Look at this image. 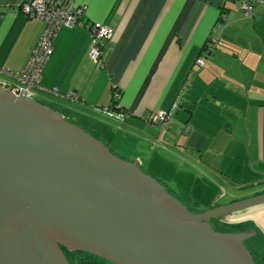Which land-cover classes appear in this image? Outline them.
I'll list each match as a JSON object with an SVG mask.
<instances>
[{"label": "crops", "instance_id": "1", "mask_svg": "<svg viewBox=\"0 0 264 264\" xmlns=\"http://www.w3.org/2000/svg\"><path fill=\"white\" fill-rule=\"evenodd\" d=\"M26 1L0 0V70L21 72L44 30L43 21L21 15ZM71 1L86 8L83 24L114 30L104 66L90 58L86 28H63L41 85L77 93L83 102L44 91L34 100L111 141L114 128L100 109L119 92L123 123L135 136V162L157 172L172 162L164 152L178 156L186 203L180 201L189 210L196 206L195 213L264 197V6L246 16L243 0ZM0 80L9 79L0 74ZM176 103L166 130L145 122ZM211 223H227L232 233H257L246 243L264 264V203Z\"/></svg>", "mask_w": 264, "mask_h": 264}, {"label": "water", "instance_id": "2", "mask_svg": "<svg viewBox=\"0 0 264 264\" xmlns=\"http://www.w3.org/2000/svg\"><path fill=\"white\" fill-rule=\"evenodd\" d=\"M263 203L194 213L137 162L0 87V264H70L64 248L111 264H256L257 233L211 221Z\"/></svg>", "mask_w": 264, "mask_h": 264}, {"label": "built area", "instance_id": "3", "mask_svg": "<svg viewBox=\"0 0 264 264\" xmlns=\"http://www.w3.org/2000/svg\"><path fill=\"white\" fill-rule=\"evenodd\" d=\"M257 6H264V0H243L241 2V11L246 16H252ZM85 10V7H78L71 0H28L24 2L20 7L21 15L29 19L41 20L45 23V27L37 46L21 72H15L11 69L0 70V74L9 79L0 80V87L16 96L25 94L27 98L31 99L35 98L37 91H44L70 102L82 103L83 100L77 93L60 94L57 88L52 90L43 88L41 77L54 52V43L63 28H73L75 26L86 28L92 41L90 58L98 66H104L105 46L113 37L114 30L100 23L83 24L80 16L85 13ZM197 65L203 67L205 65L204 60L199 59ZM119 99L120 94L115 91L114 101L117 102ZM115 102L109 107L100 109V112L110 119L124 122L127 118V113L122 110L119 103L116 104ZM178 107L176 103L171 110L157 112L152 117L145 119V122L148 125L166 130L172 124Z\"/></svg>", "mask_w": 264, "mask_h": 264}, {"label": "rangeland", "instance_id": "4", "mask_svg": "<svg viewBox=\"0 0 264 264\" xmlns=\"http://www.w3.org/2000/svg\"><path fill=\"white\" fill-rule=\"evenodd\" d=\"M36 100L39 101L40 100L39 97H37ZM103 118L105 119V121L112 124L114 128L112 134L114 137H111V141H110L107 140L106 138H101L93 134L92 135L97 139L101 140L103 143H105V145L111 150V152L116 156H118L120 159L135 162V136H133L131 130L130 131L127 130L128 127L123 122L110 119L107 116H103ZM152 148L156 149L157 143H153ZM158 148L159 149H156L157 155L161 154L160 147ZM164 155L172 159V162L170 164L168 163V166L166 168H164L163 165H160L159 167L161 168H159L157 172L154 171V169L148 170L145 167H143L142 170L146 174L152 176L158 182L162 183L173 196H175L177 199L181 200L182 202L186 203L184 200L181 199V195H180V184H179V175H178L179 157L174 156L173 154L167 155V153L165 152ZM195 207H190V209L194 213L196 211L198 212V209H196L197 207L196 208ZM215 229L219 232H225V233L233 232L232 227L227 223H223V225L220 227L216 226ZM65 251L68 254H70L67 249ZM253 251L256 250H254L253 248ZM255 262L256 264H259L256 254H255Z\"/></svg>", "mask_w": 264, "mask_h": 264}, {"label": "trees", "instance_id": "5", "mask_svg": "<svg viewBox=\"0 0 264 264\" xmlns=\"http://www.w3.org/2000/svg\"><path fill=\"white\" fill-rule=\"evenodd\" d=\"M208 48V47H207ZM115 102V101H114ZM116 104L118 102H115ZM253 253V256H255V253L252 249H250ZM76 253H79L80 255V258H78L79 260H77V264H102L100 263L99 261H96V260H93L92 258H88L87 256H91V257H96L94 255H91V254H87V253H82V252H76ZM75 253V254H76ZM72 254V253H71ZM97 259L101 260V261H105L99 257H96ZM255 258V257H254Z\"/></svg>", "mask_w": 264, "mask_h": 264}, {"label": "flooded vegetation", "instance_id": "6", "mask_svg": "<svg viewBox=\"0 0 264 264\" xmlns=\"http://www.w3.org/2000/svg\"><path fill=\"white\" fill-rule=\"evenodd\" d=\"M66 256H67V259L69 261L70 264H77V260H79L78 258H80V255L79 253H76V252H79V251H75V252H71L69 251V253H72V254H68L65 250V248L63 249ZM76 253V254H75ZM88 258H92L93 260H96V261H99L100 263L102 264H111L110 262L108 261H101L99 259H97L96 257H91V256H87Z\"/></svg>", "mask_w": 264, "mask_h": 264}]
</instances>
